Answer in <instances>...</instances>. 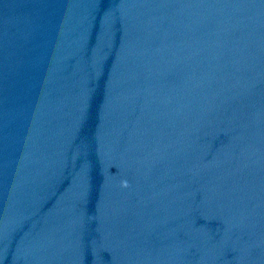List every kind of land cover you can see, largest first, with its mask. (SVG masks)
<instances>
[{
	"label": "water",
	"instance_id": "obj_1",
	"mask_svg": "<svg viewBox=\"0 0 264 264\" xmlns=\"http://www.w3.org/2000/svg\"><path fill=\"white\" fill-rule=\"evenodd\" d=\"M119 264H264V0H238L193 121Z\"/></svg>",
	"mask_w": 264,
	"mask_h": 264
}]
</instances>
